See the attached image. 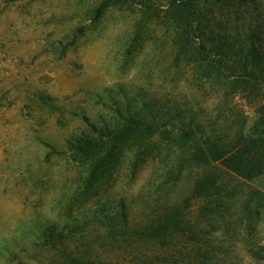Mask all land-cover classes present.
Listing matches in <instances>:
<instances>
[{"label":"rangeland","instance_id":"374dc122","mask_svg":"<svg viewBox=\"0 0 264 264\" xmlns=\"http://www.w3.org/2000/svg\"><path fill=\"white\" fill-rule=\"evenodd\" d=\"M173 1L0 0V264H65V251L116 260L104 214L123 205L133 227L163 206L158 196L166 205L188 198L200 175L194 167L165 191L157 173L171 159L149 161L132 176L125 154L87 189L84 166L67 152L70 140L138 110L163 116L171 106L193 108L182 118L210 131L217 92L175 59ZM195 1L210 12L218 3L220 17L264 15V0ZM236 100L252 120L254 105ZM224 179L214 212L201 199L189 205L200 226L198 241L181 240L184 264L198 263V245L219 256L214 264H264L253 254L264 246V177Z\"/></svg>","mask_w":264,"mask_h":264},{"label":"trees","instance_id":"16d2710c","mask_svg":"<svg viewBox=\"0 0 264 264\" xmlns=\"http://www.w3.org/2000/svg\"><path fill=\"white\" fill-rule=\"evenodd\" d=\"M230 4L233 6V0ZM217 5H212L214 10L210 12L195 0H174L170 7L175 59L192 70L198 85L217 92L218 116L210 131L182 118L181 112L196 113L193 108L182 110L175 105L163 116L159 111L148 115L141 110L119 113L115 125L105 130L92 127L91 134L68 142V155L84 166L87 189L120 165L127 154L125 164L132 176L149 161L166 164L171 159L157 173L160 189L165 191L170 190L166 187L169 184L179 186L187 167L198 169L200 175L188 198L166 205L165 196H158L163 206L147 222L133 227L121 199L122 206L115 215L104 214L110 221L111 245H117L116 260L65 251V264H123L121 258L134 264H184L181 240L188 237L189 241H198L195 228L200 226L191 220L190 203L201 199L206 211L214 212L215 204H223L225 176L243 181L264 177V15L245 13V18L234 12L220 17ZM236 99L254 105L252 120ZM193 223L196 225L192 227ZM257 247L253 254L264 261V246ZM152 251L157 258L147 255ZM213 254L210 248L198 245L197 264L218 262L219 256Z\"/></svg>","mask_w":264,"mask_h":264}]
</instances>
